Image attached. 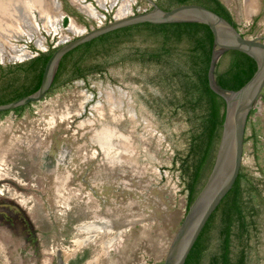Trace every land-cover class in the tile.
Here are the masks:
<instances>
[{
  "label": "rangeland",
  "instance_id": "1",
  "mask_svg": "<svg viewBox=\"0 0 264 264\" xmlns=\"http://www.w3.org/2000/svg\"><path fill=\"white\" fill-rule=\"evenodd\" d=\"M50 1L27 0L20 19L0 8V61L28 57L31 46L57 45L150 7L148 0H130L128 7L120 0H70L81 13L71 14L60 0ZM221 1L243 34L263 32L264 17L251 24L242 0ZM131 73L122 66L78 78L19 115H0V264L161 263L185 194L171 165L170 140L138 98L141 87ZM252 129L255 140L248 136ZM244 137L243 169L264 177L260 96ZM260 219L264 241V213Z\"/></svg>",
  "mask_w": 264,
  "mask_h": 264
},
{
  "label": "trees",
  "instance_id": "2",
  "mask_svg": "<svg viewBox=\"0 0 264 264\" xmlns=\"http://www.w3.org/2000/svg\"><path fill=\"white\" fill-rule=\"evenodd\" d=\"M154 1L163 8L197 2L237 27L221 0ZM62 2L66 11L81 14L66 0ZM62 19L64 22L66 15ZM54 47L31 46L34 53L28 57L0 61V103L38 86L45 61ZM212 48V31L202 21H139L121 25L63 52L43 96L75 79L87 81L90 76H106L110 68L128 67L132 81L141 87L138 98L170 140L171 165L177 169L182 184L185 211L212 164L224 113V98L210 85ZM254 68L251 55L228 47L219 53L211 72L219 88L231 90L238 88ZM259 96L264 98V93ZM31 102L0 110V115L10 110L19 115ZM252 111L253 107L246 121ZM248 136L255 140V131L252 129ZM262 213L264 177L247 173L240 164L231 186L208 215L182 264H264Z\"/></svg>",
  "mask_w": 264,
  "mask_h": 264
},
{
  "label": "water",
  "instance_id": "3",
  "mask_svg": "<svg viewBox=\"0 0 264 264\" xmlns=\"http://www.w3.org/2000/svg\"><path fill=\"white\" fill-rule=\"evenodd\" d=\"M147 9L113 16L103 23L55 45L43 66L40 82L31 92L0 103V110L40 99L48 89L63 52L109 29L139 21L198 20L206 23L213 35L209 77L210 85L224 98L221 130L210 169L181 216L166 246L160 264H182L190 246L208 215L231 186L241 164L244 129L249 110L264 87V34L245 35L225 17L197 2H183L169 8L148 0ZM228 47L241 49L255 60L251 75L236 89H221L215 83L211 68L219 53Z\"/></svg>",
  "mask_w": 264,
  "mask_h": 264
},
{
  "label": "flooded vegetation",
  "instance_id": "4",
  "mask_svg": "<svg viewBox=\"0 0 264 264\" xmlns=\"http://www.w3.org/2000/svg\"><path fill=\"white\" fill-rule=\"evenodd\" d=\"M66 2L71 6L73 5V7H75V5L78 4V3L75 4V2L72 3L70 0H66ZM43 3H44V5L45 4L47 5V2H45V0H43ZM60 8L63 12H67L63 7L62 0H60ZM242 9H243L244 13L249 16L250 23L252 24L256 20L260 19L261 17H264V0H242ZM65 14H67V13H65ZM237 28H238V25H237ZM263 34H264V30L260 34H252V35H263ZM263 39H264V37H263ZM4 209L5 210L3 212L7 215V217L13 216L10 214L9 209L7 207H5ZM54 262L57 264H61L57 260H54ZM54 262H51V264H53Z\"/></svg>",
  "mask_w": 264,
  "mask_h": 264
},
{
  "label": "bare ground",
  "instance_id": "5",
  "mask_svg": "<svg viewBox=\"0 0 264 264\" xmlns=\"http://www.w3.org/2000/svg\"><path fill=\"white\" fill-rule=\"evenodd\" d=\"M41 1L43 2V0H41ZM26 2H27V0H0V8L3 10L4 14L11 13L10 15L12 17L15 16L17 19H20L26 13L25 12V10L27 8ZM50 3L52 4L51 1H50ZM50 3H48L47 5L51 6ZM54 7H55V5H54ZM24 8H25V10H24Z\"/></svg>",
  "mask_w": 264,
  "mask_h": 264
},
{
  "label": "crops",
  "instance_id": "6",
  "mask_svg": "<svg viewBox=\"0 0 264 264\" xmlns=\"http://www.w3.org/2000/svg\"><path fill=\"white\" fill-rule=\"evenodd\" d=\"M101 1H103V0H96V2H101ZM45 2H49V0H45ZM120 3L122 4L123 3V6L124 7H128L129 6V4H130V0H120ZM45 6V5H44Z\"/></svg>",
  "mask_w": 264,
  "mask_h": 264
}]
</instances>
